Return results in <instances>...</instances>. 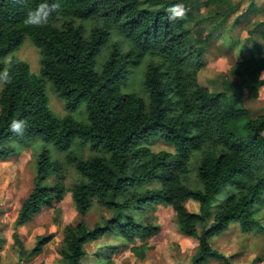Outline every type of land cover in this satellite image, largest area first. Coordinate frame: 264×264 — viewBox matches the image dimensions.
<instances>
[{"label":"trees","instance_id":"16d2710c","mask_svg":"<svg viewBox=\"0 0 264 264\" xmlns=\"http://www.w3.org/2000/svg\"><path fill=\"white\" fill-rule=\"evenodd\" d=\"M219 1L0 0V71L7 66L2 57L24 36L39 52L37 73L11 56L12 81L0 90V159L17 153L8 140L23 142L34 134L60 150L77 138L98 151L66 155L78 174L68 187L78 219L62 226L60 264H81L84 244L106 234L119 242L98 243L92 264H114L118 247L134 238L148 239L160 228L146 214L151 204L168 205L177 230L195 239L188 264H206L210 257L228 264L209 239L233 220L243 231L255 222L253 204L264 191V111L252 116L242 101L264 86V46L254 35L264 39V19L253 21L243 39L234 41L229 75L238 83L224 80L220 89H209L197 74L205 45L221 32L193 11ZM42 4L40 17L47 23L25 25L27 12ZM177 4L187 9L186 15L169 20V9ZM257 11L256 1L249 0L231 25ZM107 41L97 65L95 55ZM144 56L146 99L119 90L128 68ZM45 79L64 97L67 110L85 102L86 122L49 109ZM14 118L27 122L23 135L10 131ZM154 138L172 150L151 149ZM62 168L45 149L35 153L32 186L18 205L11 232L20 258L39 253L53 236L36 234L25 248L16 228L43 206L54 210L56 220L64 191ZM51 175L53 180L45 183ZM225 187L226 194L214 203ZM189 199L196 202V211L187 208ZM93 203L109 213L87 225L82 217Z\"/></svg>","mask_w":264,"mask_h":264},{"label":"rangeland","instance_id":"374dc122","mask_svg":"<svg viewBox=\"0 0 264 264\" xmlns=\"http://www.w3.org/2000/svg\"><path fill=\"white\" fill-rule=\"evenodd\" d=\"M255 1L258 11L251 13L246 19H239V22L233 25H231L232 18L249 0H223L215 4H205L193 11L195 16H205L207 24L214 25L215 29L221 32L219 38L205 45L204 65L197 74L200 84L213 90L220 89L224 80L238 83L236 76L229 75L230 67L236 56V49L233 48L234 41L243 39L253 21L264 19V0ZM231 5L236 7L229 11L228 8ZM254 35L262 41L264 46V39ZM107 43L108 41L95 55L97 65L104 56ZM9 55L26 61L31 72H38L39 52L27 36H24L15 48L3 56L2 60L4 61V58ZM147 59L148 57L144 56L138 63L128 68L119 84L120 91L134 92L146 99L142 77ZM44 92L46 104L55 115L62 116L69 113L74 119L86 122L83 100L79 101L75 108L67 110L64 97L56 94L48 79L44 81ZM242 104L252 116L264 111V86L259 87L255 94L245 96ZM7 143L11 144L17 153L9 155L6 159H0V264H60L57 249L60 245L62 226L66 222H74L78 219L68 189L78 179V174L66 161V155L86 157L98 151L91 150L87 142L82 143L77 138H73L68 148L60 150L51 141H46L37 134L28 137L23 142L8 140ZM149 146L153 150H172L171 145L158 138L152 139ZM41 149H45L51 159L62 162L64 191L58 203L59 211L56 220L53 219L54 210L43 206L30 220L16 228V233L25 248L32 246L36 234L53 233L52 238L42 246L39 253L23 259L18 256L13 245L11 236L13 219L21 199L32 186L34 156ZM53 177L52 175L47 177L44 182L50 183ZM227 188L221 189L215 195L214 203L226 194ZM186 206L191 211L197 210V204L193 200L186 201ZM108 213V210L93 203L82 218L87 225H91ZM146 214L154 223L159 224L160 228L148 239L134 238L127 242L124 248L118 247L116 255L113 256L114 264H188L196 241L177 230L171 208L163 203L151 204L146 206ZM252 217L255 222L249 230H241L239 221L233 220L225 229L209 239L210 245L226 256L228 264H264V191L253 204ZM259 226L263 229H259ZM101 241L114 244L119 242V239L113 234H106L100 239L85 243L86 254L82 257L81 264L93 263L92 251ZM206 264L225 263L221 259L210 257Z\"/></svg>","mask_w":264,"mask_h":264},{"label":"clouds","instance_id":"9594fccd","mask_svg":"<svg viewBox=\"0 0 264 264\" xmlns=\"http://www.w3.org/2000/svg\"><path fill=\"white\" fill-rule=\"evenodd\" d=\"M45 5H40L35 10H29L26 14V17L24 19V24L31 27H39L43 26L47 23L46 19H41L40 13L43 10ZM170 15L169 20H176V19H183L186 15L187 9L180 4L173 5L169 9ZM4 63L7 65L3 71H0V90L7 84H10L12 81V76L9 71V67L12 64V57L6 56L4 58ZM27 126V122L22 119H12L11 123L9 124V129L12 133L16 135H23L24 130Z\"/></svg>","mask_w":264,"mask_h":264}]
</instances>
